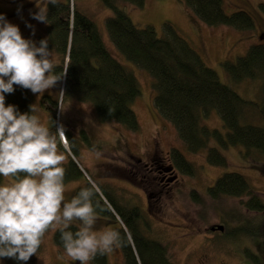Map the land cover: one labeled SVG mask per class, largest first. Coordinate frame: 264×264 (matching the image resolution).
Here are the masks:
<instances>
[{
	"label": "rangeland",
	"instance_id": "obj_1",
	"mask_svg": "<svg viewBox=\"0 0 264 264\" xmlns=\"http://www.w3.org/2000/svg\"><path fill=\"white\" fill-rule=\"evenodd\" d=\"M225 1L228 14L238 10L247 12L254 21V28L240 31L227 26L210 27L197 19L182 0H146L143 7L123 5L138 27L152 26L162 34L164 24H170L197 51L204 63L218 73L222 82L231 83L230 86L245 99L257 100V93H260L258 82L249 79L233 86L224 63H234L251 45L264 41V10L261 8L264 0ZM37 3L43 7L45 0H0V15L18 26L25 39L35 41L39 46V41L45 38L46 26L32 18L38 11ZM76 8L97 24L108 49L137 77L141 95L130 107L139 120L140 128L132 132L121 125L102 122L92 105L73 99L61 100L57 96L63 90L60 81L45 93L33 94V105L42 123L49 127L55 113L56 129L63 125L73 134L77 145L75 155L69 150L68 143L58 144L67 158L66 163L69 158L73 160L86 180L97 187H104L126 210L138 208L144 216L147 236L165 247L172 263L264 264V211L248 210L244 205L248 197L214 199L207 193V189L213 187L222 175L236 172L247 180L264 203V156L252 149L247 151L240 145L219 146L227 159V165L219 167L208 162L207 149L198 152L187 150L174 124L165 119L154 105L155 92L149 73L114 48L106 29V19L112 11L99 0H72L71 12ZM54 58L57 62L55 52ZM45 96L47 103L44 106ZM57 101V107H53ZM258 118L251 109L244 117L245 121L253 123H259ZM202 122L210 129L223 130L222 121L215 111H210ZM212 144L215 142L210 146ZM175 149L191 163L192 173L175 166L171 159ZM153 158H157L162 166L172 163L177 170L178 181L169 182V186L158 185L161 177L166 179V184L171 175L162 174L156 179L158 175L149 169ZM84 177L65 183L66 200H70L76 188L84 184ZM3 183L6 180L1 176ZM219 224L225 225L226 232L212 233L209 228ZM114 226L113 219L98 215L94 230L114 229ZM54 233L51 230L46 233L37 254L28 264H79L67 257L64 249L56 246ZM106 259L107 264H124L121 247L107 253ZM0 264H8V260L0 259Z\"/></svg>",
	"mask_w": 264,
	"mask_h": 264
},
{
	"label": "trees",
	"instance_id": "obj_2",
	"mask_svg": "<svg viewBox=\"0 0 264 264\" xmlns=\"http://www.w3.org/2000/svg\"><path fill=\"white\" fill-rule=\"evenodd\" d=\"M99 1L112 11L106 19V29L114 48L149 73L155 92L154 105L165 119L174 124L187 150L198 152L207 149L208 162L219 167L227 165L219 146L240 145L247 151L252 149L264 156V41L251 45L234 63H224L233 86L249 79L260 85L257 100L245 99L230 86L231 83L222 82L218 73L204 63L197 51L170 24H164L162 34H158L152 26L138 27L123 4L143 7L146 0ZM182 2L197 19L210 27L227 26L240 31L254 28V21L247 12L238 10L228 14L225 0ZM71 4L72 0H60L57 6L49 4L48 23H45L49 50H53L58 58L54 71L62 74L68 69L66 77L61 80L64 84L63 100L73 99L90 104L100 121L121 125L132 132L138 131L139 120L130 107L141 95L137 77L108 49L97 24L78 8L71 12ZM261 8L264 10V5ZM14 87L13 94H5L6 106L14 105L19 112L31 114L33 93L19 86ZM46 97L43 98L44 106ZM57 105L58 101L52 106ZM250 109L258 114L259 123L245 121L246 111ZM45 110L50 111L49 108ZM210 111L219 115L222 131L203 125V118ZM49 128L55 132V113ZM65 134L64 145L68 143L69 150L75 155L77 145L73 134L68 129ZM82 136L86 140L84 133ZM213 141L215 144L210 146ZM171 159L179 170L192 173L191 163L179 150L172 152ZM64 167L65 183L84 177L70 158ZM90 185L85 179L74 195ZM98 187L100 191L95 200L104 209L98 210V215L115 221L114 229L120 232L122 238L120 247L124 264H174L169 260L165 247L147 236L144 216L139 209L126 210L104 187ZM207 193L214 199L248 197L244 203L248 210L264 211L262 199L236 172L222 175ZM76 227L73 225L71 230L75 231ZM53 239L58 248L64 249L59 230L55 231ZM3 259H7L8 264H23ZM89 264H107L106 254L97 255Z\"/></svg>",
	"mask_w": 264,
	"mask_h": 264
},
{
	"label": "clouds",
	"instance_id": "obj_3",
	"mask_svg": "<svg viewBox=\"0 0 264 264\" xmlns=\"http://www.w3.org/2000/svg\"><path fill=\"white\" fill-rule=\"evenodd\" d=\"M59 3L45 0L43 7L37 3L38 11L32 18L48 23L47 6ZM55 68L48 38L37 46L0 15V176L6 180L0 184V259L28 264L46 233L59 230L67 257L89 264L97 255H105L122 243L118 230H94L98 210H104L95 200L99 188L91 184L66 200L67 158L58 147V142L66 139V129L60 125L51 131L35 114L34 105L29 114L5 103V94H13L14 86L33 94L53 89L68 71L56 74ZM57 96L62 100L64 91ZM73 225L77 226L75 231L71 230Z\"/></svg>",
	"mask_w": 264,
	"mask_h": 264
},
{
	"label": "flooded vegetation",
	"instance_id": "obj_4",
	"mask_svg": "<svg viewBox=\"0 0 264 264\" xmlns=\"http://www.w3.org/2000/svg\"><path fill=\"white\" fill-rule=\"evenodd\" d=\"M154 165V166H153ZM150 166H152L150 168ZM149 169H150V172L151 173H155L158 175V177H156V179L162 175V174H168V175H171L170 177V180H168V182L166 184H164V182L166 181V179L164 177H161L159 180H158V185L160 184L161 187H164V186H169V182H176L178 181V175L176 173V169L174 167V165L172 163H168L167 166H162L159 164L158 162V159L157 158H153L151 159V163L149 164ZM209 189V188H208ZM207 189V190H208ZM219 225H222L224 228H223V231H219V230H211L213 227L217 226V225H213L211 226L209 229L212 233H220V234H223L226 232V227L224 224H219ZM73 264V263H72Z\"/></svg>",
	"mask_w": 264,
	"mask_h": 264
},
{
	"label": "water",
	"instance_id": "obj_5",
	"mask_svg": "<svg viewBox=\"0 0 264 264\" xmlns=\"http://www.w3.org/2000/svg\"><path fill=\"white\" fill-rule=\"evenodd\" d=\"M64 87V84H62V88ZM66 148V147H65ZM223 226L222 225H217L215 227H213L211 230H219V231H223Z\"/></svg>",
	"mask_w": 264,
	"mask_h": 264
}]
</instances>
